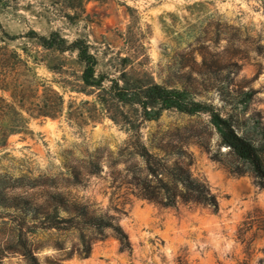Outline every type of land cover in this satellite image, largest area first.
<instances>
[{
    "label": "rangeland",
    "instance_id": "obj_1",
    "mask_svg": "<svg viewBox=\"0 0 264 264\" xmlns=\"http://www.w3.org/2000/svg\"><path fill=\"white\" fill-rule=\"evenodd\" d=\"M31 32L56 36L62 51ZM74 40L87 44L103 91L82 85ZM0 46L20 61L3 98L13 86L25 106L54 102L48 88L63 101L55 118L22 113L27 134L0 150V264H27L23 247L38 264H264V184L220 143L207 113L158 111L135 94L151 84L177 90L253 139L264 125V0H0ZM134 130L166 167L177 159L162 150L186 151L178 162L217 196L216 209L160 208L129 193L132 173L145 174ZM50 195L63 203L50 206ZM62 205L117 215L130 253L107 234L87 257H64L75 233L45 228L67 216Z\"/></svg>",
    "mask_w": 264,
    "mask_h": 264
},
{
    "label": "trees",
    "instance_id": "obj_2",
    "mask_svg": "<svg viewBox=\"0 0 264 264\" xmlns=\"http://www.w3.org/2000/svg\"><path fill=\"white\" fill-rule=\"evenodd\" d=\"M35 38L44 49H55L62 51L60 39H54L56 36L43 38L34 33L28 35ZM8 40L13 38L4 36ZM72 47L76 51V58L82 66L80 81L84 87L98 89L103 91L102 78L94 75L95 59L88 53V46L80 40H74ZM18 56L14 51L8 50L6 46H0V150L5 147L8 136L13 134H27V119L22 116L26 114L29 118H55L61 114L62 99L51 88L45 90V97H55V101L44 99V101L28 102L24 105V96L20 90L11 87L9 92V101L1 96V93L7 92V80L12 73L15 64L19 63ZM139 93H135L142 102V105H158V111L175 110L186 115L197 113H207L208 122L215 129L220 143L226 147L232 156L245 164L246 170L252 175L251 177L258 183L264 184V125L256 124L252 133L254 138H246L238 135L232 125L229 116L225 117L213 109L212 106L188 101L182 93L177 90L166 89L157 84H151L144 88H139ZM113 90V89H112ZM115 90V89H114ZM37 99V98H36ZM25 106V107H24ZM157 115L146 116L143 120H151ZM134 142L131 149L133 154L140 160L144 166V173H132L129 185V193L135 197L144 199L148 202L161 207H176L178 203L207 206L215 210L217 207V196L210 191L205 182L194 179L185 165L178 162L181 159H188L189 154L182 149L170 148L162 150L163 155H173L177 160L170 167H166L162 158L152 155L140 141L138 130L133 132ZM215 158V156H213ZM217 159V158H216ZM229 172L235 175H241L243 171L237 167H229ZM90 173V172H89ZM76 177L73 178L72 184L77 183ZM50 206H60L63 203L62 198L58 199L55 195L49 196ZM67 216L57 218L52 216L45 224V228L53 229L58 233H75L74 241L70 248L64 253V257H71L75 254L78 257H87L90 253L91 245L97 240L104 239L107 234L117 239L119 250L130 253V243L126 233L122 230L118 222H115L117 215L113 214H93L85 205L73 206L67 208L62 205ZM115 210V209H114ZM115 212H121L115 210ZM61 249V243H56ZM23 252L27 264H38L35 255L31 250ZM61 264L60 262H56ZM240 264H247L243 261Z\"/></svg>",
    "mask_w": 264,
    "mask_h": 264
}]
</instances>
